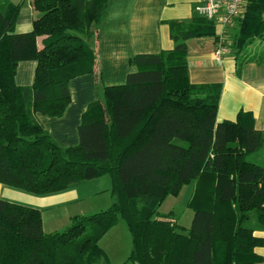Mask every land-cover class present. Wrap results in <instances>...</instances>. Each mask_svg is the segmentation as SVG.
I'll return each instance as SVG.
<instances>
[{
	"label": "trees",
	"instance_id": "1",
	"mask_svg": "<svg viewBox=\"0 0 264 264\" xmlns=\"http://www.w3.org/2000/svg\"><path fill=\"white\" fill-rule=\"evenodd\" d=\"M110 0H30V32H15L22 3L0 0V184L34 196L75 183L110 179L111 204L74 216L62 232L45 233L39 209L0 198V264L108 263L99 243L121 219L132 248L123 264H254L264 231V133L251 114L217 122L218 85L190 83L187 41L218 39L215 23L196 16L168 22L171 50L134 56L122 85L104 87L78 126V144L62 148L36 115L58 118L69 82L92 74L96 57L82 37L95 33ZM228 40L240 62L264 65V0H245ZM253 51V50H252ZM241 56V57H240ZM23 61L36 63L33 83L18 86ZM195 183L187 228L167 196Z\"/></svg>",
	"mask_w": 264,
	"mask_h": 264
},
{
	"label": "crops",
	"instance_id": "2",
	"mask_svg": "<svg viewBox=\"0 0 264 264\" xmlns=\"http://www.w3.org/2000/svg\"><path fill=\"white\" fill-rule=\"evenodd\" d=\"M11 2L22 3L15 32H30L35 16L30 0ZM197 4L198 0H110L97 32L82 37L94 50V72L69 82L70 102L62 116L53 118L36 115L38 122L55 143L62 148L77 145L78 126L87 106L94 101L103 103L104 87L125 83L127 75L135 71L134 65L130 63L134 56L173 49L168 22H188L199 16L195 10ZM236 29V23L227 27L216 24L217 40L204 37L187 41L188 78L195 85L220 86L217 122L234 121L239 112H246L251 114L254 128L264 133V65L255 61L240 62L239 57H236L228 45V40ZM221 42L227 52L217 59L214 53ZM35 67L34 61L20 62L14 77L16 85L30 86ZM100 178L83 182L91 184L98 182ZM83 182L73 184L64 192L43 197L0 184V198L39 209L43 231L52 233L56 232L55 227L59 222L69 225L72 217L86 216L85 203L89 194L82 189ZM103 185L106 188L102 191L109 192V181H103ZM194 190L195 183L193 194ZM100 193L94 192L91 197ZM253 236L261 240L253 250L259 259L254 264H264V231H255Z\"/></svg>",
	"mask_w": 264,
	"mask_h": 264
},
{
	"label": "rangeland",
	"instance_id": "3",
	"mask_svg": "<svg viewBox=\"0 0 264 264\" xmlns=\"http://www.w3.org/2000/svg\"><path fill=\"white\" fill-rule=\"evenodd\" d=\"M249 51H256L257 53L262 51V53H264V43L257 41L249 48ZM263 156L264 148L259 153V164L262 163L261 158H263ZM100 179L101 180H98V182L91 184H88L89 182H83L82 189L89 194L88 201L85 203L87 207V211H85L86 215L105 210L111 204V199L109 200V197H111L110 192L102 191L106 188L103 185V181H109L108 188L110 189V179L107 175ZM193 189L194 183L192 182L191 184L183 186L177 196H167L158 207V212L160 214L172 212L177 224L187 228L193 215V212L189 207V202L193 195ZM97 191H100L101 193L96 197H91V194ZM67 227L68 225H66V223L59 222L57 227H55V230L56 232H62L66 230ZM99 246L108 258V263L100 262L99 264H123L127 260L132 248V243L130 233L123 220L119 219L118 223L103 236Z\"/></svg>",
	"mask_w": 264,
	"mask_h": 264
},
{
	"label": "built area",
	"instance_id": "4",
	"mask_svg": "<svg viewBox=\"0 0 264 264\" xmlns=\"http://www.w3.org/2000/svg\"><path fill=\"white\" fill-rule=\"evenodd\" d=\"M244 5L245 0H198L195 10L200 17L212 20L221 27H227L243 14ZM226 52L227 48L221 42L214 54L220 59Z\"/></svg>",
	"mask_w": 264,
	"mask_h": 264
}]
</instances>
